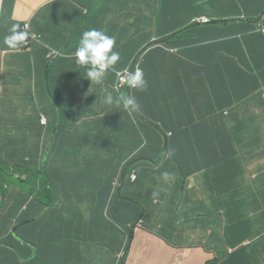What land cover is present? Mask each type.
Wrapping results in <instances>:
<instances>
[{"label":"crops","instance_id":"obj_1","mask_svg":"<svg viewBox=\"0 0 264 264\" xmlns=\"http://www.w3.org/2000/svg\"><path fill=\"white\" fill-rule=\"evenodd\" d=\"M263 12L264 0H21L15 24L41 37L21 53L3 43L11 27L0 36V179L12 190L0 204L18 218L41 202L0 264H122L124 253L126 264H264V33L192 24ZM91 28L117 39L121 60L100 84L68 82ZM145 51L146 89L117 92L115 71ZM108 92L139 110L106 105ZM67 97L96 102L74 122Z\"/></svg>","mask_w":264,"mask_h":264},{"label":"clouds","instance_id":"obj_2","mask_svg":"<svg viewBox=\"0 0 264 264\" xmlns=\"http://www.w3.org/2000/svg\"><path fill=\"white\" fill-rule=\"evenodd\" d=\"M264 13L259 19L249 20L247 18H240L234 20H219L213 21L205 16H195L192 20L193 25H223L226 26L228 23L239 22V23H250L251 25L259 26L261 31L264 33ZM217 22V23H216ZM30 38V34L26 31L21 30L19 23L13 24L10 33L3 39V43L11 50H19ZM75 62L86 69L83 75L86 79L92 83L100 84L105 79L109 71L115 69L116 65L121 60V54L116 50V40L114 37L108 35L103 29L91 28L82 32L78 41L77 48L74 52ZM124 75L122 77L124 85L119 87L120 75L118 77L116 91L121 93L125 90L126 85L130 89H136L143 91L147 87V80L145 79L144 72L141 68L137 67L133 71H129L127 68L123 69ZM1 84L2 81H0ZM122 102L124 109L131 113L139 110L140 104L135 96H129L127 99L121 97L119 100H114L113 94L108 92L105 94L104 103L106 105L120 104ZM164 179H168L170 174L165 172L162 174ZM132 181L135 182L137 176L135 173L131 176ZM10 186L7 181L0 179V194L7 197L11 193ZM27 209H23L19 212L20 217H15L14 214H10L5 211V208L0 204V224H8L6 233H9V237L6 241H0V246H11L16 245L17 239L21 242L25 241L24 231L31 225L33 219H29L27 214L32 207L39 206L38 202L33 199H29ZM13 222L16 225H11ZM21 236L23 239H21ZM132 236V239H131ZM134 240V231L132 230L128 236V242L126 245V251L129 250Z\"/></svg>","mask_w":264,"mask_h":264},{"label":"trees","instance_id":"obj_3","mask_svg":"<svg viewBox=\"0 0 264 264\" xmlns=\"http://www.w3.org/2000/svg\"><path fill=\"white\" fill-rule=\"evenodd\" d=\"M55 1H58V0H46L47 3H52V2H55ZM20 2H21V0H0V36L2 35V33L7 28L12 27V25L15 24L16 19H17V16H16L17 8H18ZM21 30L28 32L30 34V38L23 45V47L20 48V51H21V53L31 52L32 51V42H34V40H40L41 36H39L37 34H34V33H30L32 31V25L30 23L24 24L23 28ZM258 31L262 32L261 28H258ZM115 40H116V45H118V42H117L116 38H115ZM116 50L119 51L118 46H116ZM145 53H146V51L138 53L129 62V65H128L127 69L129 71H133L137 67H139V68H141L143 70V65H144V63L146 61ZM50 56L53 59H57L60 56V54L58 52H56V51H52ZM74 66H75L74 70L71 73H69L68 76H67L68 82H75L77 80H81L82 82L87 83L89 80L86 79L83 76L86 71L84 70V68H82L81 66H79L75 62V59H74ZM115 72L117 74V81H118V77L123 72V70L115 71ZM31 73L33 75H35V76L37 75L33 71ZM144 76H145V79L147 80V83L150 82L149 80H150L151 74L147 73V74H144ZM0 77L2 78L1 75H0ZM117 81L112 86L115 90H116ZM2 88H3V86L0 83V91L2 90ZM126 88H128L127 85H126ZM124 91H122V92H124ZM67 99H69V101H70V110L71 111L70 112H65L64 116L68 120L74 121V122H77V121L81 120L82 118H84L85 116H87L88 111L91 109V107L96 102V98L95 97H88V98H84V99H82V98L81 99H76V98L67 97ZM59 103H60V97L58 96L57 99H56L57 106L59 105ZM218 162H222L223 163L224 159H220V160H218ZM236 175H241L240 170H239V172H237ZM241 177H242V180L244 181V177L242 175H241ZM224 181L225 182L227 181V176L226 175H224ZM230 188L233 189V190H240L238 188H233V187H230ZM96 227H99V226L96 225ZM21 239H23L22 236H21ZM131 239H132V236H131ZM128 256L129 255L126 254V253H124V255L122 254L120 256V258H122L120 263L126 264Z\"/></svg>","mask_w":264,"mask_h":264},{"label":"rangeland","instance_id":"obj_4","mask_svg":"<svg viewBox=\"0 0 264 264\" xmlns=\"http://www.w3.org/2000/svg\"><path fill=\"white\" fill-rule=\"evenodd\" d=\"M264 13V12H263ZM262 13V14H263ZM262 14L257 18V19H259L261 16H262ZM252 17L253 16H251V15H246V16H243V17H240V18H247V19H249V20H253L252 19ZM240 18H237V17H228V18H226L225 20H234V19H240ZM225 20H223V21H225ZM227 26H249V25H251L250 23H239V22H233V23H228V24H226ZM255 27H259V26H255ZM50 159H51V156H50V149L47 151V157H46V161H47V163L49 164V161H50ZM50 178H52V175H51V177ZM48 187H50V186H48ZM93 241H94V238L92 237L91 238V240H90V242H89V245H91L92 243H93Z\"/></svg>","mask_w":264,"mask_h":264},{"label":"built area","instance_id":"obj_5","mask_svg":"<svg viewBox=\"0 0 264 264\" xmlns=\"http://www.w3.org/2000/svg\"><path fill=\"white\" fill-rule=\"evenodd\" d=\"M123 75H124V73H121L120 74V84H119V87H122L125 84L124 81H123V79H122Z\"/></svg>","mask_w":264,"mask_h":264},{"label":"water","instance_id":"obj_6","mask_svg":"<svg viewBox=\"0 0 264 264\" xmlns=\"http://www.w3.org/2000/svg\"><path fill=\"white\" fill-rule=\"evenodd\" d=\"M263 19H264V17H263Z\"/></svg>","mask_w":264,"mask_h":264}]
</instances>
